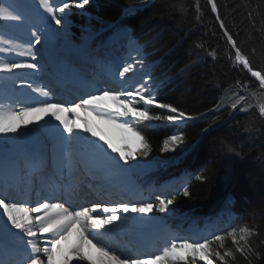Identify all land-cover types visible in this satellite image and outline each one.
I'll list each match as a JSON object with an SVG mask.
<instances>
[{
  "label": "snow or ice",
  "instance_id": "1",
  "mask_svg": "<svg viewBox=\"0 0 264 264\" xmlns=\"http://www.w3.org/2000/svg\"><path fill=\"white\" fill-rule=\"evenodd\" d=\"M39 8L46 14L50 24L42 30L33 25L29 28V39L26 46L17 44L12 40H0V54L18 53L28 60L7 61L0 60V74L5 76L16 73H32L42 71L41 64L37 60L38 45L46 48L54 46L55 42L67 35V17L70 15L72 7L83 8L88 0H63L56 4L55 0H37ZM211 11L216 13L219 26L223 29V34L227 39L231 49L230 54L234 63L242 66L258 82L259 89L264 93V71L253 67L248 55L238 45L237 40L228 31L218 10L216 0H209ZM182 8V6H181ZM199 6H196L197 19H199ZM248 12L249 18L253 17V12ZM0 21L25 23V17L17 12L15 6H5L0 3ZM45 18L41 17V23H45ZM54 24L55 28L50 25ZM264 34V26L260 29ZM124 37L129 46L140 56L142 46L139 41L125 30ZM203 48V44L196 45ZM54 51V47H53ZM255 54V49L252 50ZM215 56V52H210ZM132 62H124L118 66L115 77L118 78L120 87H106L98 89L94 93H88L76 101L69 103L52 102L54 92L50 87H36L32 83H27V87L32 92L44 97V99L33 103H18L16 107H0V136L7 137L16 135L21 130H28L30 125L39 126L44 121L48 132L54 138L53 156L60 172L67 170L71 175L73 170L81 165L94 179L99 181L116 177L120 173L127 172L134 166L133 162H138V157H148L152 151L151 144L144 134L134 125L143 124L150 126L152 122H165L167 124L181 126L188 121L197 119L184 109L172 103L163 102L159 99L157 92L164 86L165 81L159 83L153 80L151 74H145L137 82L135 87L127 84L131 75H136L137 66L143 69L145 64L143 58H132ZM58 62V61H57ZM187 65L185 68L187 69ZM25 83V81H22ZM155 85V87H153ZM237 85L247 88L248 85ZM255 97L256 93L253 92ZM106 101H111L115 108ZM247 103V98L240 96L231 104L233 109ZM158 108L161 112H153L152 108ZM219 108V105H217ZM78 110L90 112L101 121L113 125L120 132V145L113 143L101 135L95 125L88 120H83L82 125L77 123L80 116L70 119L68 114H75ZM241 111L248 110L240 107ZM258 113L264 118V103L258 105ZM48 117V120L45 118ZM59 122V126L51 124L52 120ZM205 128L203 131H207ZM90 133L92 137H98L99 141H89L83 134ZM66 134V135H65ZM185 133L177 131L168 135L162 143L161 151L167 152L184 143ZM82 141L88 144V151L77 154L74 146ZM105 145L107 146L105 148ZM110 150V152L108 151ZM115 154V155H112ZM37 161L33 159L35 167ZM127 166V167H125ZM202 169L196 175L197 180H206L207 176ZM11 187L7 180L0 182V238L14 237L21 242L22 258L12 262L0 259V264H56V258L62 257V264H71V257L75 256L79 260L92 262L89 254L92 249L101 258L99 264H215L218 260L220 264H229V258L236 259L239 253L248 264H251L253 257L260 259L261 253L255 246L256 239L260 233L257 227H249L247 224L236 227L231 226L229 230L213 234L211 237L200 240H190L188 238H172L167 246L159 254L155 255H128L108 244L101 243L98 239L103 233H111L112 229L119 227L118 222L123 223L127 219L128 213L139 214L141 218H151V213L164 214L170 211V205L175 201V195L163 193L156 195L153 200L139 202L121 201L111 206H101L95 204L91 208L81 207L76 210L71 204L66 206V202H52L49 196H54V191H50L48 196H43L35 206L14 198H10L8 189ZM177 194H180L177 191ZM182 194L189 195L188 187H183ZM102 207L101 212L97 209ZM122 213L125 214L122 216ZM15 230V231H13ZM75 230L77 239L70 246L71 256L64 254V243L68 240L71 232ZM26 238V240H25ZM231 241V248L226 247L225 241ZM43 240V246L39 243ZM95 241V242H94ZM264 243V241H261ZM30 249V251H28ZM223 249V251H221Z\"/></svg>",
  "mask_w": 264,
  "mask_h": 264
},
{
  "label": "trees",
  "instance_id": "2",
  "mask_svg": "<svg viewBox=\"0 0 264 264\" xmlns=\"http://www.w3.org/2000/svg\"><path fill=\"white\" fill-rule=\"evenodd\" d=\"M216 3L228 31L253 67L264 71V34L260 31L264 26V0ZM126 9L132 12H124ZM253 9L254 20L247 15ZM85 11L91 19L92 34L107 33L114 26H129L148 48L159 81H165L157 92L159 99L198 117L183 125L181 131L186 140L180 144V153L161 151L163 140L174 126L135 125L152 147L148 157H138L137 163L155 162L159 179L180 172L189 178V195L174 194L171 213L191 219L225 207L236 215L237 227L247 224L258 228L260 235L255 246L261 257H253L251 264H264V118L253 104L248 103L246 111L240 110L243 105L231 107L234 94L239 95L238 99L261 90L231 58L234 50L216 13L211 11L209 0H89ZM75 12L74 23L79 21L77 17H84ZM197 44H203V48ZM213 51L214 57L209 54ZM237 81L248 87L237 85ZM152 111L161 112L158 108ZM116 132L109 133V137H116L120 143V132ZM202 169H206L203 174L207 179L197 180ZM225 244L232 247L227 246L228 240ZM215 264L220 262L216 260ZM229 264L248 261L236 253V259L229 258Z\"/></svg>",
  "mask_w": 264,
  "mask_h": 264
},
{
  "label": "bare ground",
  "instance_id": "3",
  "mask_svg": "<svg viewBox=\"0 0 264 264\" xmlns=\"http://www.w3.org/2000/svg\"><path fill=\"white\" fill-rule=\"evenodd\" d=\"M59 0H55V3L58 4ZM14 3L17 7L18 12H20L25 17V23L19 24L20 27L17 30L14 29H5L3 28L1 30L0 34V40H12L17 44H21L26 46V42L29 39V28L33 25H36L37 27H40L42 30L47 28L50 24V21H47L46 14L42 12V10L39 8V5L37 3V0H14ZM124 12H132L130 9L124 10ZM45 18V23H41V17ZM68 18V17H67ZM42 27H41V26ZM52 28H55L54 24L50 25ZM16 28V27H15ZM62 38L57 40L54 44V46L46 48L42 45H38V53H37V60L41 64L42 71L37 72L35 74L32 73H16L15 75H3L0 74L3 85L0 87V107L8 108V107H16L15 103L18 101V103H28L33 104L36 103L44 97L39 96L38 94L32 92L31 89L27 87V83H32L34 86L39 87V85L45 86L47 84H50L51 82L56 83L55 75L57 71L59 70L61 64V57L66 52L63 51L62 55H60L59 49H61L63 46H65L68 42V26H67V35L66 37L63 36V30H61ZM74 39V38H73ZM121 44L119 48H116V50L112 51L109 55H111L112 58H115L116 61H111L109 57L102 56L99 51L92 53L93 60L95 59H105L109 60L110 63L113 65V67H110L112 71H117L118 66H121L124 62H132L130 57L132 58H143L144 60V68L141 69L139 66H137V72L136 75H131L130 78L127 80V84L135 87L137 85V82L141 80V77L145 74H147V61L148 56L144 55L145 50L142 48V52L140 56H137V53L133 51V49L129 46L128 41L125 39L124 35H122ZM4 46V45H0ZM54 47V51H53ZM79 51V50H78ZM77 52V51H76ZM53 58H56L55 63H51V60ZM30 58L28 57H22L18 55V53H11V54H0V60H7V61H17V60H28ZM98 62V61H97ZM106 62V61H104ZM96 64V63H95ZM65 69L64 73H68L69 69H71V60L68 62L63 63ZM103 68H101V72ZM247 71V70H246ZM250 74V73H249ZM251 75V74H250ZM255 79V78H253ZM54 80V81H53ZM22 81H25V83H22ZM113 84L111 85L112 88H119L121 85L119 83V80L114 75ZM20 82L22 84H20ZM61 82V81H60ZM56 90H58L59 84H57ZM90 88V87H89ZM100 87H96L93 90V87L91 86V89L89 90H72V92L68 95L70 96V99L63 98L64 100L54 98L52 99V102H61V103H69L72 101L78 100V98L88 94V93H94L96 92ZM83 91V92H81ZM31 94L32 97L27 102H24L22 99L23 97L27 98ZM111 102V101H110ZM17 103V105H18ZM112 103V102H111ZM113 108H115V105L112 103ZM89 112H84L83 110H78L75 114H68L70 119H75L76 116H80L81 120L77 121V123L82 124L83 123V115L88 114ZM86 117V116H85ZM49 118L46 117L45 120H48ZM52 125L59 126V122L55 121L54 119L51 121ZM22 131V130H21ZM16 134V136L20 135ZM24 135L23 139H21L20 143H18L16 146H14L12 149H3L0 152V182H3L4 180H7L11 187L8 189V194L12 195V197L16 200L24 201L29 204V206L33 205L35 206L42 198V196L38 197L36 200H31L30 198H25V196L22 195L23 189L17 188V181L21 180L25 183V174H26V166L27 163L29 164V171L30 174H39L43 173L45 169H49L51 167V171L49 175H45L42 178H39L41 181L45 182L47 185V189H56V181L57 179H62L65 181L64 187L69 188H77L79 186V170L75 169L73 170L72 178L68 174L67 170L60 172L57 168L56 161L53 156V144H54V138L53 136L48 132L47 127L45 126L44 121L40 123L39 126L37 125H30L29 130L22 133ZM66 135V134H65ZM81 145L77 144L74 146L75 151L77 154H80L79 150H81ZM110 152V151H109ZM85 153V152H83ZM114 155V154H112ZM37 159L36 166L34 167L32 164V160ZM83 167V165H81ZM127 167V166H125ZM85 168V167H84ZM128 173V171H127ZM45 177H48L47 179L43 180ZM54 181L52 183V181ZM27 185L31 184V180L28 179L26 181ZM121 184V185H120ZM38 188L41 189L42 184L38 183ZM103 187H108L112 189L113 193H115L114 201L121 202L125 201V196L122 194V192H119L123 189H126L128 186V179L125 176V172L120 173L116 177H111L107 180L102 181ZM166 187V186H164ZM64 189V188H63ZM67 190V189H66ZM65 191V189L63 190ZM75 198V196H74ZM58 195L55 193L54 196L51 197L52 202H57ZM101 198H91V200H87L83 206L81 204H73L70 202L66 203V206L71 204L73 207L76 208V210H80L81 207H89L91 208L93 205H95L97 202H99ZM116 203V202H112ZM101 209H97V212H101ZM125 214H122L124 216ZM127 217H131L133 213L126 214ZM128 223L134 224L139 229L143 230V233L148 236V238H154L156 236H159L161 233V230L164 227V224L162 221L160 222V219L154 215H151L150 219H145L144 221H141L140 219L134 220L130 219ZM120 225V224H119ZM123 226V224H122ZM15 231V230H13ZM122 234V229L119 227L112 229L111 233L105 232L103 235L99 236L98 239L101 241V243L108 244L111 247L118 249L120 252L128 254V255H149L150 253L145 250L143 252H135L133 249H129L130 244H127ZM201 237H190V240H200ZM76 231L73 230L71 234L69 235L68 240L64 243V254L71 256V253L69 252L70 246L76 241ZM26 240V238H25ZM128 241V240H127ZM95 242V241H94ZM1 244H7L8 246L16 249L19 253H22V247L21 242L15 239L14 237L9 238H0ZM39 243L41 246H43L44 241L40 240ZM30 251V249H28ZM4 252V251H3ZM92 257V262H95V264H99L100 257L95 252L94 249H92L89 253ZM56 264H62V257L58 256L56 258ZM71 264H90V261L87 260H79L75 256L71 257Z\"/></svg>",
  "mask_w": 264,
  "mask_h": 264
},
{
  "label": "rangeland",
  "instance_id": "4",
  "mask_svg": "<svg viewBox=\"0 0 264 264\" xmlns=\"http://www.w3.org/2000/svg\"><path fill=\"white\" fill-rule=\"evenodd\" d=\"M61 2H63V0H59L58 1V4L61 3ZM3 4L5 6H15L14 5V0H5ZM15 9L17 11V8L16 7H15ZM78 10H79V12L77 13V15L78 14H82L84 17L83 18L82 17H77V20H79V21H77L76 23H74V21L72 20V16H71L73 14H71V12H70V15L67 18L68 35H69V36L67 35L69 37L68 38V41H67L68 43L65 46H63L61 49H59V52L58 53L60 55H62L63 51H65V50L68 51L70 48L76 47L77 46L76 42H81V43L83 42V43H85L86 41L90 42V41L93 40L92 37L89 38V39H86L88 37L90 31H91V29L89 27V25L91 24V19L89 18V15L87 14V12L85 13L84 8H78ZM78 16H80V15H78ZM78 22L80 24L76 26V24ZM16 25H18L20 27L19 24L14 23V22L0 21V34H1V30L3 28H5V29H14V30L19 29V27L16 26ZM123 32H125V30ZM140 45L142 46L141 43H140ZM142 48H143V46H142ZM144 55L148 56L147 53H144ZM70 56H71V53L70 54H66L65 56L62 55L61 61L62 62H66V58H68ZM56 61H57L56 58H53L51 60V63H55ZM152 63L153 62H151V61H148L146 63L147 64V69H148L147 74H151V76L153 77V80L156 81L155 73H154V68H153V64ZM244 70L246 71V69H244ZM105 71L109 72L108 68ZM249 76H250V74H249ZM255 82H257V81L255 80ZM1 86H2V78L0 76V87ZM153 87H155V85H153ZM255 93H256V96L255 97H253L252 94H249V95L248 94H244V95H241V96H244V97L247 98V103H246L247 106H245V104H243V106L245 108H247L249 106V104H253V106L258 111V105L260 103H264V94H262L261 92H255ZM238 96L239 95H237V94H234L233 95L232 99H233L234 102L237 100V97ZM106 103L109 104L111 107H113V105H112V103L110 101H106ZM85 119L88 120V121H90L93 125H95L96 130L101 135L107 137V139L112 140L113 143H118L117 142L118 139L116 137H111V138L108 137V134L109 133H114V134L117 133L115 131L116 128L113 125H110V124H107L104 121H101L94 114H92L90 112L88 114H84L83 115V120H85ZM25 131L26 130H23L22 129L21 134L19 136L18 135L17 136L16 135H9L7 137L0 136L1 140L6 141V143H7L4 148L12 149L14 146H16L18 143H20L21 139H23V137H24V135L22 133H24ZM172 134H174V133H172ZM83 135H85L89 141H97L98 143L103 144V141H99L98 140V137H92L90 133L83 134ZM79 144L81 145V147H80L81 148V151L80 152L83 153V152H87L88 151V147L89 146H88V144H87L86 141H82ZM106 147L107 146L105 145V148ZM4 148H1L0 149V152ZM181 150H182L181 146L178 145L175 148V150L168 151V152H175V153L178 152V153H180ZM108 151H110V150H108ZM149 169L152 170V171H154L153 170L154 169L153 164H148V169H144V168H142V166L137 167L138 173H141V174L146 173L147 175H149L150 174L149 173V171H150ZM131 170L132 169L130 168L129 171H131ZM126 177L128 179L129 186H128V190H123V194H124V192H125V194L127 192V195L125 197V201L139 202V201H144V200H153L156 195H159L158 192L152 191V190L146 189V188L138 189L137 191H135L134 190L135 189V186H136L135 179H131L130 176H129V174L127 172H126ZM184 182L185 181L182 180V179H179L177 181L171 180V184H172L173 190H178L179 188H182V190H183V187L185 186L184 185ZM164 195H166V194H164ZM134 215L139 216V214H134ZM162 217L165 218V222H164L165 225H164V228H163V235L160 238L163 239V240H165V242H161L159 244L160 246H157L155 248V250H153V251L150 252V255L159 254L163 250V248L165 246H167V243L172 238H178V237L180 238V235H184V237H185V232H183L182 229H180V227L182 225H180L179 223L176 226H173L172 225V221L175 218L171 215L170 212H167V213L162 214ZM169 218H172V221H169ZM232 218H233V216L231 214H221L216 219H213V221H209V222L207 221V222H205L203 224H199L198 227H196V225H195L194 228L197 229L196 231H190V229L188 227V233L189 234H192V235H195V236L196 235L197 236H202L203 235L204 238L211 237L213 234L221 233V232H225V231L229 230L230 227H228V226L231 225ZM145 219H149V218L145 217V218L140 219V220L141 221H144ZM176 235H177V237H175ZM227 246H232L230 239L228 240Z\"/></svg>",
  "mask_w": 264,
  "mask_h": 264
},
{
  "label": "water",
  "instance_id": "5",
  "mask_svg": "<svg viewBox=\"0 0 264 264\" xmlns=\"http://www.w3.org/2000/svg\"><path fill=\"white\" fill-rule=\"evenodd\" d=\"M255 80V79H254Z\"/></svg>",
  "mask_w": 264,
  "mask_h": 264
}]
</instances>
